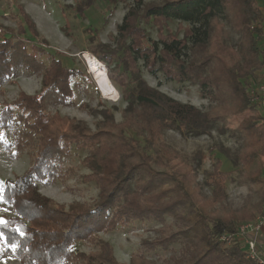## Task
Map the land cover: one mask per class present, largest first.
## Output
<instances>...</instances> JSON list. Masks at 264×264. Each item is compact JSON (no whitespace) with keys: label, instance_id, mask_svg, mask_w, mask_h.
<instances>
[{"label":"trees","instance_id":"16d2710c","mask_svg":"<svg viewBox=\"0 0 264 264\" xmlns=\"http://www.w3.org/2000/svg\"><path fill=\"white\" fill-rule=\"evenodd\" d=\"M258 1L165 0L161 5L149 6L141 18L152 17L160 27L167 17L190 22L204 20L211 27L207 40L193 43L188 61L181 56V50L188 47L185 38L166 37L161 30L159 40L147 39L139 25L140 14L132 7L119 25V41L124 43L129 36L132 40L123 56L124 69H130L131 76L126 72L108 71L109 78L117 85L126 86L130 79L136 83L125 109L133 112L122 123L112 120L108 126L92 132L66 116L47 111L48 96L65 101L73 96L71 76L76 70L66 68L57 57L46 67L47 92L36 95L22 91L13 101L0 103V128L5 131L17 125L19 129L17 149L22 150L30 141L38 140L32 165L23 174L0 183V198L30 222L26 225L0 211V217L7 221L0 224V238L6 244V251L11 253L12 247L17 246L15 253L22 264H60L65 260L80 264H119L109 243H103L100 251L90 254L75 253L71 245L77 239H93L95 232L113 230L119 224L142 218L163 220L169 215L178 223L177 230L164 231L154 240L144 241L143 247L167 246L183 237L191 246L184 264H259L247 257L243 242L228 243L220 239L223 234L236 231L241 222L264 214V125L259 123L258 115L245 117L239 127L247 141L240 159L248 179L257 187L259 199L238 211L215 208L227 196L226 182L230 176L221 169V159L209 175L212 195L206 198L197 183L196 169L200 161L188 163L161 141L165 128L206 134L217 118L242 114L249 109V76L264 65L257 39L263 32ZM216 4L224 5L231 12L235 29L242 33L240 51L228 44L225 25L215 16ZM87 5L81 0L79 10ZM19 12L23 18L19 21L22 31L37 37L36 30H32L35 23L25 10ZM186 35L193 36L194 29L186 28ZM34 47L29 52L21 42L0 38V82L13 73L16 64L41 65L38 57L48 51ZM138 59L144 60L152 74L161 70L171 80L198 82L216 100V105L204 111L149 85L140 74ZM134 126L146 131L145 141L154 149L152 154L139 139L125 134L126 129ZM1 143L12 156L16 155L12 143L3 138ZM72 143L93 147L84 163L92 169L91 177L100 188V199L94 207L77 203L66 209L39 191L38 182L57 167L53 161L62 160ZM252 166H256L254 171ZM142 257L137 252L131 264H149Z\"/></svg>","mask_w":264,"mask_h":264},{"label":"rangeland","instance_id":"374dc122","mask_svg":"<svg viewBox=\"0 0 264 264\" xmlns=\"http://www.w3.org/2000/svg\"><path fill=\"white\" fill-rule=\"evenodd\" d=\"M80 2L81 0H0V24L3 27L0 38L15 43L21 42L25 44L29 52L35 50V45L48 51L38 57L42 62L39 63L41 64L39 67L24 63L14 66L13 73L0 82V103L13 101L22 91L36 95L47 92L49 82L44 83L46 67L53 57H57L62 60L66 68L76 70L71 76L73 96L68 101L48 96L47 111L53 114L59 113L73 120L74 124L97 132L108 126L112 120L115 123H122L130 117L133 111L130 109L125 112V109L131 102L129 97L135 91L136 83L131 79L126 86L113 82L118 97L116 99L107 98L102 90L100 92L84 55L86 52L94 54L103 64L107 75L108 71L112 70L117 74L126 72L131 76L130 69H124L123 56L132 40L129 36L124 43L119 41V25L122 24L125 14L132 7L136 8L140 14L139 25L143 28L147 39L159 40L161 30L166 37L185 38L188 47L181 50V56L187 61L191 58L193 43L207 40L211 32V27L204 20L190 22L167 17L160 27L159 24H155L152 17L150 19L141 18V14L149 6L161 5L165 0H85L88 5L82 11L79 10ZM258 4L262 11L264 1L259 0ZM20 10H25L35 23L32 30H36L37 37L28 31L23 32L20 28L19 21L23 20L19 15ZM214 12L215 16L225 25L228 44L240 51L242 33L235 29L231 12L224 5L219 4L215 5ZM3 13L6 15L4 16ZM190 27L194 29L193 36L186 35V28L189 30ZM162 46L161 43L160 48ZM100 53L104 57H101ZM138 66L140 74L149 85L181 102L194 104L204 111L211 109L217 103L198 82L171 80L161 70L152 74L147 70L143 59H138ZM262 77L263 68H257L249 76V80ZM133 106H137L136 101ZM254 115H258L259 123L264 125L261 111L250 104L249 109L242 114L217 118L206 134L183 132L177 128L162 130L161 141L168 149L179 153L181 159L190 164L200 161L196 169L197 183L206 198L212 195V187L208 184L209 175L214 171L218 159L222 160L221 169L229 172L230 176L226 182L227 196L222 203L215 206L217 209L238 211L254 205L259 199L257 187L248 179L246 168L240 159L247 141L239 126L245 117ZM18 130L17 125L5 131L0 128V183L23 174L33 163L38 140L36 138L30 141L24 149L19 150L16 145ZM125 134L139 139L149 154L154 152V149L146 144V131L143 129L140 130L134 126L126 129ZM2 138L12 143L15 156H12L10 151L2 145ZM92 148V146L72 143L62 160L53 161L57 167L48 174L45 180L38 182L41 194L52 199L55 204L64 205L66 209L77 203L94 207L100 199V188L91 177L92 169L84 163ZM255 168L256 166H252V171ZM0 211L8 216L17 217L26 225L30 223L15 210L12 204L6 203L1 198ZM177 228L178 223L169 215H166L163 220L142 218L129 224H119L113 230L97 231L93 239H77L71 245V249L75 253L90 254L100 251L103 243H109L113 247L114 256L119 264H131L137 252L142 253L143 262L147 261L149 264H184L191 252V246L189 247L183 237L177 238L167 246L152 249L142 245L146 240H154L161 236L164 231L171 232ZM261 236L262 233L258 240L264 254ZM12 248L11 253L7 252L5 242L0 238V264H22L20 257L15 253L17 246ZM60 264H80V262L65 260Z\"/></svg>","mask_w":264,"mask_h":264},{"label":"built area","instance_id":"2783aa9c","mask_svg":"<svg viewBox=\"0 0 264 264\" xmlns=\"http://www.w3.org/2000/svg\"><path fill=\"white\" fill-rule=\"evenodd\" d=\"M5 16L6 14L3 13ZM1 23V17H0ZM256 24L253 25V27ZM262 25L263 32L257 39L260 42L261 58L264 63V6H262ZM3 32V27L0 24V34ZM5 37H8L4 35ZM249 98L250 104L255 106L261 111L264 118V65H263V77L260 79H251L249 86ZM264 229V214L257 216L255 220L244 221L238 225V228L234 232L223 234L220 239L231 243L232 241L239 240L244 243L247 257L257 260L259 264H264V254L261 251L259 243V236Z\"/></svg>","mask_w":264,"mask_h":264},{"label":"bare ground","instance_id":"6f19581e","mask_svg":"<svg viewBox=\"0 0 264 264\" xmlns=\"http://www.w3.org/2000/svg\"><path fill=\"white\" fill-rule=\"evenodd\" d=\"M84 58L90 69L89 71L92 73L96 84L100 85L103 94L107 98L116 99L118 97L116 87L108 77L106 70L103 69V64L92 53L86 52Z\"/></svg>","mask_w":264,"mask_h":264},{"label":"crops","instance_id":"0c3cea01","mask_svg":"<svg viewBox=\"0 0 264 264\" xmlns=\"http://www.w3.org/2000/svg\"><path fill=\"white\" fill-rule=\"evenodd\" d=\"M4 12H6V11H4ZM261 238H262V246H263V249H264V229H263Z\"/></svg>","mask_w":264,"mask_h":264},{"label":"snow or ice","instance_id":"6c2138e0","mask_svg":"<svg viewBox=\"0 0 264 264\" xmlns=\"http://www.w3.org/2000/svg\"><path fill=\"white\" fill-rule=\"evenodd\" d=\"M7 221H5L2 217H0V224H6Z\"/></svg>","mask_w":264,"mask_h":264},{"label":"water","instance_id":"95a60500","mask_svg":"<svg viewBox=\"0 0 264 264\" xmlns=\"http://www.w3.org/2000/svg\"><path fill=\"white\" fill-rule=\"evenodd\" d=\"M97 85H99V84H97ZM98 88H99V90H100V92H101V88H100V85L98 86Z\"/></svg>","mask_w":264,"mask_h":264}]
</instances>
